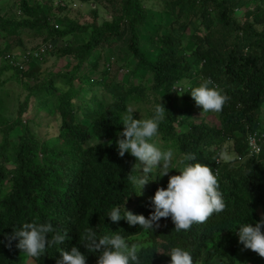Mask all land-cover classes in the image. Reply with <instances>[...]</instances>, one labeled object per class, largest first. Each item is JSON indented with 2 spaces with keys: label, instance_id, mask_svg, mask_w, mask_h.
<instances>
[{
  "label": "trees",
  "instance_id": "1",
  "mask_svg": "<svg viewBox=\"0 0 264 264\" xmlns=\"http://www.w3.org/2000/svg\"><path fill=\"white\" fill-rule=\"evenodd\" d=\"M96 1L112 9V19L99 21L98 10L91 8V21L78 22L68 16L66 22L60 21L58 14L70 10L73 3L78 5L77 0H70L68 7L57 5L54 12H44L28 0L17 1L15 15L3 13L0 6V32L4 39L15 37L12 42L20 45L23 36L41 35L45 48L38 58L24 47H19L22 50L15 58L14 50L10 52L11 44H6L7 50L0 53V84L5 83L1 75L12 69L13 77L25 90L12 119L3 112L0 98V191L9 185V191L0 198V264L24 263L23 251L17 247L18 238H13V234L26 222L50 223L54 231H66L69 237L62 245L48 248L41 257L34 258L38 264H57V247L70 250L73 246L85 255L86 264H97L100 250L89 251L80 243V233L88 226L99 235L119 231L139 244L141 264H169L166 252L175 246L187 249L194 264H264V257L245 249L234 230L239 223L255 225L264 219V138L258 157L249 155L247 140L256 129L264 134L260 119L264 109V6L257 5L246 16H238L237 9L252 0H165L164 7L174 20L169 31L158 26L150 33V42L159 48L158 56L151 58L142 48V29L151 27L144 1ZM189 28L195 29L192 59L185 50ZM80 33H87L88 39L73 41L74 35ZM113 40L120 42L135 61L128 70V80L107 78L122 68L114 69V61L104 68L102 78L85 81L80 77L84 64L97 49ZM52 41L61 44L52 45ZM102 53L90 62L93 68L99 67ZM34 58L38 65L29 68L27 65ZM50 58L53 65L45 67L50 78L45 79L40 76V65ZM61 62L64 66L56 69ZM138 73L143 79L150 74L151 84L143 83V79L136 82ZM28 77L35 81L32 85L25 83ZM59 77L64 78L68 88L56 83ZM195 77L199 83L210 78L228 97L221 112L190 117L201 106L196 105L189 92L180 95L171 87L176 81ZM197 79L190 86L199 84ZM95 84L105 87L110 97L75 104L80 89ZM175 94L192 107L178 104ZM32 97L39 111L54 116L48 126L58 120L59 131H52L53 136H48L45 129L37 133L30 126L35 116H24ZM160 102L167 111L159 125L157 143L163 149H173L176 157L194 153L195 158L189 163L208 164L218 173L219 191L225 202L222 212L179 233L170 217L161 218L152 232L129 225L123 218L113 222L106 216L112 207L123 209L125 205L127 210L147 218L153 210L150 197L157 188L167 187L170 175L178 173V169H171L170 175L149 180L142 194L137 195L127 181L137 160L127 152L120 157L116 149L117 133L123 128L121 122L127 108L144 104L142 108L149 118L153 106ZM210 115L214 116L213 122ZM230 141L235 159L230 164L216 163L213 157L223 143ZM3 159L15 166L8 167Z\"/></svg>",
  "mask_w": 264,
  "mask_h": 264
},
{
  "label": "clouds",
  "instance_id": "2",
  "mask_svg": "<svg viewBox=\"0 0 264 264\" xmlns=\"http://www.w3.org/2000/svg\"><path fill=\"white\" fill-rule=\"evenodd\" d=\"M250 2L242 8H238L237 11L245 9L246 14L248 11H252L249 10V7H255L257 3L247 6ZM68 4L61 2L57 5L68 7ZM72 6L76 7L77 3H73ZM59 24V21L56 20L55 25L58 27ZM37 46V49L36 46L33 49H28V52H33L32 55L35 58L40 57V51L45 50L42 43ZM35 58L33 60L38 62ZM19 63L24 67L28 66L22 62ZM112 63L114 60L110 57V61H106L105 67H109ZM128 70L130 69L128 68ZM185 89L188 90L185 91ZM171 90L178 91L180 95L189 92L196 105L201 106L202 112L205 113L221 112L228 99L210 78L202 80L198 86H190L185 81H176ZM135 110L138 109L131 106L127 108L121 122L123 128L117 133L119 138L115 141L120 157H123L127 152L137 160L127 175L128 184L134 189L132 192L141 195L143 187L149 180H158L167 175L171 169H178L179 174L170 175L167 187L157 188L154 195L150 197V206L153 210L147 218L143 214H134L127 210L125 205L123 209L112 207L106 216L113 222L123 218L129 225H139L142 231L152 232L154 226H159L158 222L161 218L170 217L174 223L175 232L179 233L187 231L193 223H203L214 213L222 212L225 202L219 191L218 173H215L208 164L189 163L194 160V153L182 154L177 159L173 149H163L158 145L159 125L164 121L167 111L163 104L160 102L154 105L151 116L146 119H135L133 117ZM257 130L254 132H257L260 138V149L252 139H249L248 144L249 155L258 157L262 152L260 143L263 142L264 134H260ZM111 143L112 141H109V144ZM227 143L229 142L223 143L213 157L216 163L230 164L235 159L227 151V145H225ZM257 160L259 161V159ZM4 162L8 167L15 166L13 162ZM174 163L178 166L174 167ZM149 176L155 178L148 179ZM8 191L9 185L7 184L0 191V198ZM262 226H264V219L257 221L255 225L242 222L234 229L237 231L238 241L243 244V247L256 252L260 257H264ZM94 229L92 226L84 228L80 233V243L84 244L89 251L100 250L97 264H141L139 255L141 246L139 244L121 235L119 231L99 235ZM13 238H18L17 247L23 251L21 252L23 264H38L34 258L41 257L48 248L62 245L69 237L66 231H54L50 223L26 222L19 229H14ZM56 250L60 252L57 264H86V257L77 246L71 247L70 250L57 247ZM166 254L170 256L169 264H194L191 253L184 247H172Z\"/></svg>",
  "mask_w": 264,
  "mask_h": 264
},
{
  "label": "rangeland",
  "instance_id": "3",
  "mask_svg": "<svg viewBox=\"0 0 264 264\" xmlns=\"http://www.w3.org/2000/svg\"><path fill=\"white\" fill-rule=\"evenodd\" d=\"M17 1L18 0H0V6L2 8V12H9L10 15H15V12L17 10ZM30 2V4L34 5V6H38L41 10H43L44 12H49L52 11L54 12L56 10V6L57 4L64 2V3H70V0H28ZM80 1L82 2L80 4ZM144 4L146 6V8L149 11L150 14V19H151V23L149 25H151L150 30H145L142 29V35H143V46L142 48L144 50H146L149 53V56L151 58H156L159 54V48L155 45H153L150 42V33L152 31H155L156 29H158L160 27V29L164 32H167L170 30V27L172 25V22L174 20V17L172 15V13L167 10L164 7V3L165 0H143ZM78 5L76 7H72L70 8V10H64L61 11L58 16H59V20L62 22H66V17H70L72 20L74 21H78V22H87V21H91L92 16L90 14V10L91 8H96L98 10V19L99 21H103V20H110L112 19V9L110 7H108L106 5V3H100L98 1H94V2H84L83 0H77ZM257 3V5L260 6H264V0H252L247 6L250 5H255ZM249 10H254V6H250ZM238 16H241V14L243 15H247L245 9L243 10H239L237 12ZM159 26V27H158ZM195 29L194 28H189L188 32L186 34V40H185V50H186V54L188 56L189 54V59H192V55H191V51L194 48V44L192 41V35L194 34ZM15 38V37H14ZM14 38H10V39H4L3 37V33L0 32V53H4L5 50H7L6 48V44H11L12 46V50H14V57L17 58V54H20L21 52V48L19 47H24L27 50L28 49H33L35 48V46H37L38 44L41 43L42 41V36L41 35H36L34 34L33 36H23V42L19 44L17 43H13L12 41H14ZM88 39V34L87 33H83V34H78V35H74L73 41L75 40L76 42H83L86 41ZM52 45L55 44H61L60 41H52L51 42ZM23 44V46L21 45ZM103 52V57L102 60L100 59V65L97 69L93 68L92 64H90V62L94 61L96 58H98L99 54ZM110 57L113 58V60L116 62V64L114 65V69H118V67H122L120 71H118L117 75L115 74H109L107 75V78L110 80L111 77H114L115 81H121V82H126L128 80V68L131 70V68L134 66L135 61L133 59V57L130 56V53L128 52V50L126 48H124L120 42L118 41H112V43H108L105 44L103 46H101L99 49H97L93 55L90 57L89 61H87L84 64V68L83 71L80 73V77H82L85 81H92L94 79H99L102 78L103 76V71L105 68V63L106 61H110ZM2 59V57H0V60ZM21 60V59H18ZM53 58H50V60H48V62L46 64H41V77H44L45 79L50 78V75L48 74V72L50 71H46L45 67L46 66H51L53 65ZM192 61V60H190ZM38 65V62L36 60H31L28 63V67L32 68L34 66ZM121 65V66H119ZM64 64L63 62L59 63L58 66H56V69L63 67ZM197 67L195 66V69ZM45 70V71H44ZM114 72V71H113ZM143 73V71L141 72ZM45 74V75H43ZM138 75V76H137ZM136 75V82H140L143 77L141 78L139 75L140 73H138ZM2 80H4V84H0V98H2V102H3V112L9 117V118H15V116L17 115L18 112V105L20 100H22V98L25 95V90H24V85L19 83V81H17L14 77H13V71L12 69H8L6 70L2 75H1ZM145 79H143V83L150 85L151 84V75L147 74L145 77ZM197 78H193L191 80H183L185 81L188 85H191V82H193L194 80H196ZM198 81V79H197ZM35 81L31 78H26L25 83L28 85H32ZM56 83L60 86H63V88H68V84H66V82L64 81L63 77H59L56 80ZM199 83V81H198ZM76 85H79L77 83V81H75ZM196 86H198V84H196ZM8 92L7 94L5 92ZM159 94V93H157ZM111 95V93L109 91L106 90L105 87H103L102 85L97 86L95 84V86L91 87V86H86L84 85L77 97L74 99L75 104H80V103H85L87 101V103L90 100H95V99H107L109 98ZM176 98H177V102L179 104V102L182 105L187 104L188 108H191L192 105L190 102H181L180 100H178L179 95L175 94ZM31 103H30V107L28 112H26L24 114V116L26 118H33L35 116V119H33V123H30V126L37 132V133H41L44 129L47 132L48 136H53L54 134H52V131H59V122L58 120H55L52 125L48 126L47 123L50 119L54 118V116L50 115L49 112H44V111H39V109L37 108L36 103V99L35 98H31ZM153 105V103H151ZM144 105V104H143ZM142 105V106H143ZM141 105L138 104H133L132 107L138 110H135L133 113V117L135 119H141V118H147L146 116V111L142 108ZM140 111V112H139ZM202 113L204 114L205 112H202V108L197 109L195 112L193 110V112L190 114V117L192 116H198V115H202ZM40 116H42L40 118ZM213 118L214 116L210 115L209 116V120H211L213 122ZM37 120L34 121V120ZM260 119H261V124L264 125V109L262 114L260 115ZM43 120V122L41 121ZM41 121V122H40ZM43 133V132H42ZM15 142V141H14ZM159 145V144H158ZM227 151L229 152V154L235 156V152L233 150V145L232 142H229L227 144ZM182 154H180L179 156H177V159L181 156ZM172 172V170L169 171V173L167 175H170ZM179 174V170L177 171Z\"/></svg>",
  "mask_w": 264,
  "mask_h": 264
},
{
  "label": "built area",
  "instance_id": "4",
  "mask_svg": "<svg viewBox=\"0 0 264 264\" xmlns=\"http://www.w3.org/2000/svg\"><path fill=\"white\" fill-rule=\"evenodd\" d=\"M249 139H252L253 140V142L258 146V148L260 149V145H259V136L257 135V132H254V133H252V134H250L249 136H248V141H249Z\"/></svg>",
  "mask_w": 264,
  "mask_h": 264
}]
</instances>
